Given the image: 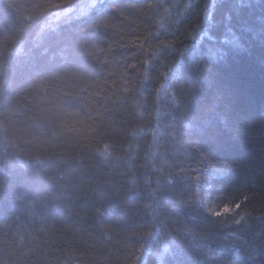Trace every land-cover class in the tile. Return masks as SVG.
Returning <instances> with one entry per match:
<instances>
[{
	"label": "trees",
	"instance_id": "1",
	"mask_svg": "<svg viewBox=\"0 0 264 264\" xmlns=\"http://www.w3.org/2000/svg\"><path fill=\"white\" fill-rule=\"evenodd\" d=\"M48 2L0 0V264H264V0Z\"/></svg>",
	"mask_w": 264,
	"mask_h": 264
},
{
	"label": "clouds",
	"instance_id": "2",
	"mask_svg": "<svg viewBox=\"0 0 264 264\" xmlns=\"http://www.w3.org/2000/svg\"><path fill=\"white\" fill-rule=\"evenodd\" d=\"M70 0H60V3L56 2H48L43 5V7L40 10V13L38 15H42L44 11L52 8H57L60 7L61 4H66L69 3ZM85 29H82V31ZM11 43V42H9ZM7 46V45H6ZM157 48H160L161 45L157 44ZM107 54L105 53V56ZM95 58V57H94ZM106 59L101 60V63H106ZM131 90V89H129ZM188 115L187 110L182 115V119L186 118ZM184 128H187V125H184ZM91 133H96L99 131V126L92 127L90 129ZM102 134V133H101ZM169 136L171 137H178L180 135V128L174 127L172 131L168 133ZM19 147V145H17ZM92 147V140L88 138V136H85L83 139H74L70 142L65 141L62 142L61 144L57 143H50L46 149L44 150V157L47 159H51L55 155H66V156H75L76 159L82 160L85 158V153L91 149ZM25 153H29L32 151L31 147L29 145H25L22 149ZM37 162L39 163V158H37ZM130 167V166H129ZM120 176L125 177L127 176V171L126 170H121L119 173ZM131 183V181H129ZM130 189H126L125 191H129ZM197 198H199V194H197ZM250 199L249 195H244L240 198L239 201L235 203V205H230V204H217L214 201H208L206 202L203 207H202V212L204 215L210 218V220L215 221L219 219V224H225L226 221L223 219L226 215H232L236 212V209H239L241 207V204L245 203ZM182 203L187 204L189 201H182ZM153 219H156V216L153 215ZM161 224H165V221L163 219L160 220ZM227 223H240V220H231L227 221ZM167 227V225L165 224ZM151 231V227L149 226L147 231H144L143 233H138L137 235H148L149 232ZM172 231H175V229H169V234H171ZM143 245H141V248ZM117 260H124L126 264H136L135 259H129L128 257H121L117 256Z\"/></svg>",
	"mask_w": 264,
	"mask_h": 264
}]
</instances>
